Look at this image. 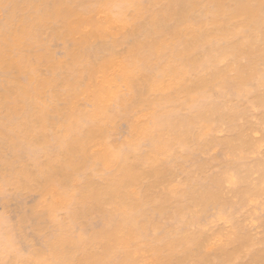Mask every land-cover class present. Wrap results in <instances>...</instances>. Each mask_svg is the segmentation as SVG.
Here are the masks:
<instances>
[{"label":"bare ground","instance_id":"bare-ground-1","mask_svg":"<svg viewBox=\"0 0 264 264\" xmlns=\"http://www.w3.org/2000/svg\"><path fill=\"white\" fill-rule=\"evenodd\" d=\"M262 124L264 0H0V264H264Z\"/></svg>","mask_w":264,"mask_h":264},{"label":"rangeland","instance_id":"rangeland-1","mask_svg":"<svg viewBox=\"0 0 264 264\" xmlns=\"http://www.w3.org/2000/svg\"><path fill=\"white\" fill-rule=\"evenodd\" d=\"M100 19L102 20L103 17L101 16ZM58 45V44H57ZM59 46V45H58ZM58 46H55L56 48V53L60 52V47ZM218 89L215 90V92H217ZM82 105L84 107L88 106L86 102H83ZM144 119V118H143ZM142 119V120H143ZM255 120V119H254ZM256 121V120H255ZM125 123L124 122H120L118 124V126L116 127L115 129V132L112 136V140L114 139L115 141V138H117V141L118 139H122L124 136H125V132H126V126L124 125ZM264 124H262V126L260 125V129L259 131H256V132H253L252 133V136L253 138L255 139H258L260 140L261 137H262V133L264 132ZM262 128V131H260ZM259 132V133H258ZM261 133V135H260ZM217 135L216 136H220L223 135L222 132H217L216 133ZM257 135V136H256ZM256 136V137H255ZM259 149H257V152H254V153H251L249 156V158L251 160L253 159H258V158H261L262 157V154L264 155V141H260L259 143ZM219 152V148H215V149H212L209 151V155L212 154V155H215L218 154ZM253 154V155H252ZM213 170H217V167H213ZM257 174L256 173H253L252 174V178H256ZM226 197L228 199H230L231 201H235L236 198L232 196L231 193H227L226 194ZM36 198V196L34 194H26L25 196H23L22 198H14V199H11L6 205H4L2 203V201L0 200V213L2 212H8V216L9 218L11 217L12 221L15 220L16 221V217H17V210L18 208L22 205V204H25V205H28L29 203H31L34 199ZM260 205V206H259ZM222 211L223 213L227 214L229 212H231V209L228 207V206H224L222 208ZM217 212H218V209L217 208H211L209 209V211L207 212L206 216H205V219L206 220H212V219H215L216 215H217ZM246 214V215H245ZM264 192L261 193L260 195H258L256 198H254L251 202H249L246 206L244 207H241L238 209V211H236V213H234V216L236 218H239V219H242L244 220L243 218L244 217H247L245 220H244V223L245 225L250 228L252 234H255L256 236L258 237H262L264 236V228H262L258 222V218L259 217H262L264 216ZM250 215V216H248ZM260 215V216H259ZM10 219V220H11ZM10 221V222H12ZM13 221V222H15ZM219 222V223H218ZM218 222H213L214 223V226H212L213 224H209L208 226V229L210 230H207L208 232H213V230L215 229V226L217 228V226L219 225V227H222L223 229L227 230L228 232L231 230L232 231V224L230 222H224V221H218ZM217 223V224H216ZM227 223V224H226ZM225 224V225H224ZM258 225V226H256ZM210 227V228H209ZM213 227V228H212ZM256 227V228H255ZM227 228V229H226ZM255 229V230H254ZM259 229V230H258ZM257 231V232H256ZM226 232V231H225ZM26 233H30V230L29 229H26ZM211 234V233H209ZM32 242L36 245V246H40L42 244V237L40 235H36V236H33L32 237ZM218 243L219 241H215V243ZM219 244V243H218ZM217 245V244H216ZM261 245H256L255 247H252L250 249H253V248H260ZM247 252H248V249H244L241 253H240V257L239 258H236L232 261H229L227 264H235L239 261H247L248 260V256H247ZM138 261H139V264H147L149 262V259H148V256L146 254H137L136 255ZM215 260V259H214Z\"/></svg>","mask_w":264,"mask_h":264}]
</instances>
